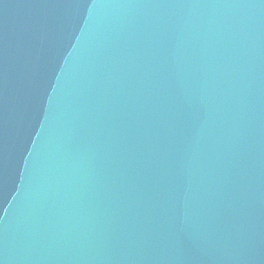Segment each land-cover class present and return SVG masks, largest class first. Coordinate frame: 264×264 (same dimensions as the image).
Returning a JSON list of instances; mask_svg holds the SVG:
<instances>
[{
	"label": "water",
	"instance_id": "water-1",
	"mask_svg": "<svg viewBox=\"0 0 264 264\" xmlns=\"http://www.w3.org/2000/svg\"><path fill=\"white\" fill-rule=\"evenodd\" d=\"M0 264H264V0H0Z\"/></svg>",
	"mask_w": 264,
	"mask_h": 264
}]
</instances>
